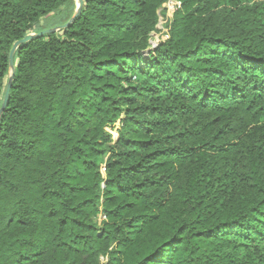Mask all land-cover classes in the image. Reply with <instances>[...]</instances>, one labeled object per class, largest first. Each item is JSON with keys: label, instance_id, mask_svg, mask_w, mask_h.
Instances as JSON below:
<instances>
[{"label": "trees", "instance_id": "trees-1", "mask_svg": "<svg viewBox=\"0 0 264 264\" xmlns=\"http://www.w3.org/2000/svg\"><path fill=\"white\" fill-rule=\"evenodd\" d=\"M81 1L15 54L0 264H264V0H175L153 49L169 0ZM76 8L0 0V109Z\"/></svg>", "mask_w": 264, "mask_h": 264}, {"label": "water", "instance_id": "water-1", "mask_svg": "<svg viewBox=\"0 0 264 264\" xmlns=\"http://www.w3.org/2000/svg\"><path fill=\"white\" fill-rule=\"evenodd\" d=\"M75 1L77 3L76 12H75V14L73 15V17L71 18V20L68 23H66V24H64L62 26L53 28V29L44 30V31H41V32H38V33L29 34L25 38H23L22 40L17 41L13 45V48H12V51H11L10 57H9V69H10L9 82H8V85H7V88H6V93H5L4 101H3L2 107L0 109V121H1V118H2L5 110L7 109V106H8V103H9V99H10V93H11L12 86H13V79H14L15 73H16L15 63H14L16 52L18 51V49L23 44H26V43H28V42L36 39V38L45 36L47 34H51V33H54V32H58L61 29H66V28L70 27L73 24V22L77 19V17L79 16V14L81 13L82 6H83V3H82L81 0H75ZM150 43H151L152 47H154V48L158 46V43L157 44H154L152 41Z\"/></svg>", "mask_w": 264, "mask_h": 264}, {"label": "rangeland", "instance_id": "rangeland-1", "mask_svg": "<svg viewBox=\"0 0 264 264\" xmlns=\"http://www.w3.org/2000/svg\"><path fill=\"white\" fill-rule=\"evenodd\" d=\"M173 14L168 10V6L167 4H165L163 6V8L159 11V23L157 25V31L153 32L151 34V39L150 42L152 41L154 44H159L161 42V40H166L168 37V22L169 19L172 18ZM62 20L61 18H58L55 23H61ZM151 49H153L154 47H152V45L150 46ZM117 129L118 127H115V129L112 130V133L114 135V140H116L118 138L117 134Z\"/></svg>", "mask_w": 264, "mask_h": 264}, {"label": "built area", "instance_id": "built-area-1", "mask_svg": "<svg viewBox=\"0 0 264 264\" xmlns=\"http://www.w3.org/2000/svg\"><path fill=\"white\" fill-rule=\"evenodd\" d=\"M168 10L174 14L176 11L180 10L182 8V3L175 0H169L167 3ZM168 38V37H167ZM113 134V133H112ZM118 135V134H116ZM114 136V135H113ZM115 138V137H114Z\"/></svg>", "mask_w": 264, "mask_h": 264}]
</instances>
